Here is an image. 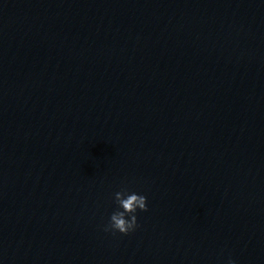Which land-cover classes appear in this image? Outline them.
I'll list each match as a JSON object with an SVG mask.
<instances>
[{
  "label": "water",
  "instance_id": "95a60500",
  "mask_svg": "<svg viewBox=\"0 0 264 264\" xmlns=\"http://www.w3.org/2000/svg\"><path fill=\"white\" fill-rule=\"evenodd\" d=\"M264 208V0H0V230Z\"/></svg>",
  "mask_w": 264,
  "mask_h": 264
},
{
  "label": "clouds",
  "instance_id": "9594fccd",
  "mask_svg": "<svg viewBox=\"0 0 264 264\" xmlns=\"http://www.w3.org/2000/svg\"><path fill=\"white\" fill-rule=\"evenodd\" d=\"M115 201L118 204V209L122 210H117L111 214L110 222L104 230L127 235L138 227L137 210H148L147 197L135 192L129 193L125 188L115 193ZM228 264H235V261L230 259Z\"/></svg>",
  "mask_w": 264,
  "mask_h": 264
}]
</instances>
